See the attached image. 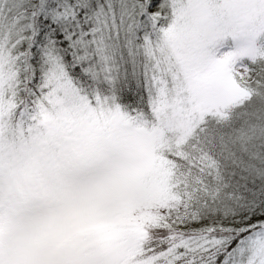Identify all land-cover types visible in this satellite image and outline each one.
<instances>
[{
	"label": "snow or ice",
	"instance_id": "obj_1",
	"mask_svg": "<svg viewBox=\"0 0 264 264\" xmlns=\"http://www.w3.org/2000/svg\"><path fill=\"white\" fill-rule=\"evenodd\" d=\"M0 264H264V0H0Z\"/></svg>",
	"mask_w": 264,
	"mask_h": 264
}]
</instances>
